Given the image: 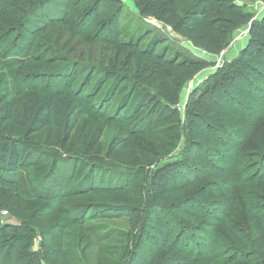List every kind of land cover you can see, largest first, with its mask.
I'll list each match as a JSON object with an SVG mask.
<instances>
[{
  "label": "rangeland",
  "instance_id": "rangeland-1",
  "mask_svg": "<svg viewBox=\"0 0 264 264\" xmlns=\"http://www.w3.org/2000/svg\"><path fill=\"white\" fill-rule=\"evenodd\" d=\"M196 1L176 0V17L186 16ZM143 2L0 0V105L13 103L15 121L13 133L8 128L0 130V145L11 134L19 151L27 153L14 171L0 164V176L5 178L0 180V264H130L142 249V223L134 216L119 217L117 207L139 205L144 194L146 199L152 197L143 186L144 170L184 159L190 129L185 113L192 95L206 92L248 40V27H241L232 33L225 54H212L154 15L144 14ZM234 3L254 19L263 16L261 0ZM35 15L41 17L42 23L36 24L42 29L29 38L25 27H32ZM135 36L138 45L131 46ZM162 51L166 56L159 58ZM175 53L202 61L204 68L191 78L185 72L172 76L161 59H173ZM3 61L12 63L3 68ZM99 81V88L91 94ZM240 90L244 95L240 102L226 98L222 106L234 116L238 137L225 129L215 131L223 164L213 173L195 168L188 175L189 187L177 188L163 198L162 221L172 228L173 238L183 242L184 250H194L192 258L197 264H262L252 244L248 210L264 213V90L252 92L245 86ZM49 95L54 97V106L72 101L75 132L65 137L67 128L62 123L59 126L54 110L47 129L21 133L22 105L33 96L43 99ZM143 95L152 96L151 102L160 108L177 111L184 128L179 126L177 133L170 120L150 124L155 106L143 104ZM178 168L183 173L187 170L183 165ZM89 172L92 185L110 189L111 195L70 194ZM201 194L203 206L218 208L214 215L206 208L199 210V218L211 221L213 230L200 221L175 216L172 209L173 203L199 199ZM228 230L246 247L234 242ZM204 236L210 242L200 244ZM194 237L198 238L192 248L188 241Z\"/></svg>",
  "mask_w": 264,
  "mask_h": 264
},
{
  "label": "trees",
  "instance_id": "trees-1",
  "mask_svg": "<svg viewBox=\"0 0 264 264\" xmlns=\"http://www.w3.org/2000/svg\"><path fill=\"white\" fill-rule=\"evenodd\" d=\"M234 1L227 0L225 3L217 4L214 0H197L193 9L182 18H177L175 15L176 0H144L143 6L140 5L144 14L154 15L157 20L187 38L194 46L212 54H218L227 49L232 41V33L241 27H248V40L238 56L219 71L218 79L209 86L206 92H196L192 95L185 113L190 129L186 131L187 146L183 152L184 159H181L180 162L165 164L157 168L149 167L144 170L142 174L143 186L148 194H152V197L146 199L147 197L144 194L139 205L135 203L117 207L119 217L134 216L138 218V223H142L144 229L141 237L142 249L132 256L130 264H155V260L161 252H163V255L158 264H197V261L192 258L194 250H184V246L181 247L183 242L174 239L172 228L168 223L162 221V204L163 198L167 199L177 188L190 186L188 175L195 168L201 172L213 173L223 164L222 156L224 153L223 149L220 148V142L215 138V131L225 129L230 131L236 138L239 134L234 116L223 111L224 100L229 98L234 102H240L244 98L240 90L243 86L251 89L252 92L254 90L258 92L264 90V11L261 19H254L252 15L243 12L242 8L238 7ZM261 2L264 10V0H261ZM35 16L38 20H32L34 22L32 27H25L26 33L29 34L26 35L28 37L30 35L31 37L35 36L36 31L42 29V26L36 24L42 23L41 17ZM166 41L165 38L163 42ZM130 43L131 46L138 45V37L131 38ZM162 47L164 51L165 47ZM151 50L152 44H149L147 51L150 52ZM163 51L157 54L159 58L165 54ZM174 57H178L175 64L172 63ZM173 59H161V64H166L172 76L174 74L178 77L180 73L185 72L186 76L191 78L204 68V63L198 59L182 58L176 53L173 55ZM2 63L3 68H6L12 62L3 61ZM99 86L100 81L95 85L91 94H94ZM256 87H261V91L258 88L257 90ZM120 90H123V88ZM112 92L113 90L109 91L104 100L105 102L110 100ZM138 95L137 93L136 96ZM151 97L150 95H143V104L155 106L153 110L155 119L151 118L149 123L156 125L170 120L173 122L174 131L178 133L180 127H182L179 113L167 107V109L160 108L157 102H151ZM135 99L138 102L139 97H135ZM53 100L54 97L51 95L43 99L33 96L29 102L22 105V113L20 119H18V123L22 126L21 133L23 130L24 135L37 134L47 129L52 123L54 110L59 116V126L61 127L62 123L64 128H67L66 132L63 131L65 137H68L74 131L77 116L74 114L75 108L72 106V101L63 100L54 106L55 101ZM169 101L172 102L170 99ZM125 115L128 117L130 115L129 111H126ZM13 116L14 105L12 102H5L0 105V130L4 131V128H8L9 133L15 131V121H12ZM8 138L10 139L8 142L0 145V164L9 171H14L18 164L24 162L27 153L19 151L18 143L11 134H8ZM192 164L195 165L193 169ZM180 165L187 169L184 173L179 171L178 167ZM82 169L83 166H80V170ZM261 173V180H264V165H262ZM0 180L3 181L5 178L0 176ZM170 180H176L174 185L169 184ZM76 184L70 190L72 196L87 193L111 195L110 189H106L102 185H92L91 172L87 173L85 179ZM198 197L199 199L173 203L171 206L175 216L196 222L200 221L207 227V230H213L214 225L211 221L199 218V210L201 207L206 208V210L213 211L212 215H214L215 210L217 211L218 208L213 204L207 205V203L206 206H203L204 195L201 194ZM248 218L253 227L252 244L259 252L262 264H264V213L257 215L248 210ZM228 234L238 245L246 247V243L235 232L228 230ZM180 236H183V234ZM197 238H190L188 246L192 247ZM199 240L200 244L210 242L209 237L205 236ZM176 242L178 247H175ZM200 252L204 253L203 251Z\"/></svg>",
  "mask_w": 264,
  "mask_h": 264
},
{
  "label": "built area",
  "instance_id": "built-area-1",
  "mask_svg": "<svg viewBox=\"0 0 264 264\" xmlns=\"http://www.w3.org/2000/svg\"><path fill=\"white\" fill-rule=\"evenodd\" d=\"M222 54H221V56L223 55V54H225L224 52H221Z\"/></svg>",
  "mask_w": 264,
  "mask_h": 264
},
{
  "label": "crops",
  "instance_id": "crops-1",
  "mask_svg": "<svg viewBox=\"0 0 264 264\" xmlns=\"http://www.w3.org/2000/svg\"><path fill=\"white\" fill-rule=\"evenodd\" d=\"M229 53V52H228Z\"/></svg>",
  "mask_w": 264,
  "mask_h": 264
}]
</instances>
